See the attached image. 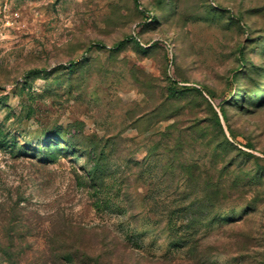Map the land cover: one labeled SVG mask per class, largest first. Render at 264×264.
I'll use <instances>...</instances> for the list:
<instances>
[{"label": "rangeland", "instance_id": "rangeland-1", "mask_svg": "<svg viewBox=\"0 0 264 264\" xmlns=\"http://www.w3.org/2000/svg\"><path fill=\"white\" fill-rule=\"evenodd\" d=\"M0 264H264V0H0Z\"/></svg>", "mask_w": 264, "mask_h": 264}, {"label": "trees", "instance_id": "trees-1", "mask_svg": "<svg viewBox=\"0 0 264 264\" xmlns=\"http://www.w3.org/2000/svg\"><path fill=\"white\" fill-rule=\"evenodd\" d=\"M73 64L74 63H72V62L70 63L71 66H73ZM186 89L188 90L189 88H186ZM191 89H195V90L199 91V89L194 88V87L191 88ZM218 106L220 108V112H221L222 117L226 118V114H225V110L223 108V105L222 104H218ZM214 114H215V117H216V122H217L218 126L220 127V129L222 130L223 127H222V124H221V119H220V116L218 114V111L214 110ZM61 137L62 138H66V136H60L58 134H55V135H53V137L49 138L47 140V145H46L47 146V152H45L43 150L42 156L43 155H45V156L48 155V156H51V158H54V157H57L61 153H63L64 155H67L68 153L74 154L75 149L73 147H70V145L69 146L59 145L61 143L57 142V140H58V138H61ZM78 158L81 159L82 157L79 155ZM98 172H99V169H98L97 165H94V166L90 167L87 170V175L93 177Z\"/></svg>", "mask_w": 264, "mask_h": 264}]
</instances>
